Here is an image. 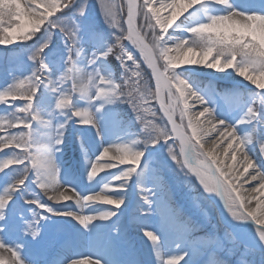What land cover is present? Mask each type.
I'll return each mask as SVG.
<instances>
[{"label": "snow or ice", "instance_id": "1", "mask_svg": "<svg viewBox=\"0 0 264 264\" xmlns=\"http://www.w3.org/2000/svg\"><path fill=\"white\" fill-rule=\"evenodd\" d=\"M92 3L98 4L103 22L114 30L111 44L92 30L87 41L80 36L78 21L86 15L90 0H0V45L32 42L33 48L28 57L33 63L31 72L0 90V105L8 114L0 117V151L13 150L11 155L5 152V157L0 159V172L5 173L10 181L0 191V264H37L35 254L26 261L22 252L31 241L39 239L41 222L52 216L68 217L85 231L94 222H108L117 216L125 202L123 195L119 194L127 191L126 186L137 174L144 156V151L137 147L141 143L144 148L167 145L169 158L176 164L183 159V166L196 177L203 191L220 198L231 221L254 225L258 242L264 247V172L255 167L246 152L245 141L234 131L235 126L218 119L203 96L176 75L181 65L215 72L231 70L255 85L261 90L259 92H264V15L235 11L229 0H143L142 3L123 0L120 5L92 0ZM198 5L216 6L225 11L206 16L202 23L186 26L182 30L188 38L172 42L169 30ZM140 18H143V25L139 24ZM144 27L151 32L150 43L145 42ZM54 36L59 37L64 51L62 69L57 65L55 72L48 64V55L55 52ZM126 40L137 48L139 57L151 69L154 94L146 85L142 86L141 65L124 43ZM111 59L118 61L122 70L116 80L108 68ZM69 82L71 87L67 86ZM41 90L48 93L47 99L51 100L46 119L41 117L36 104L38 99H45L40 95ZM165 91L166 100L162 95ZM76 93L78 97L74 95ZM213 93L214 89H206L207 95ZM153 95L167 117V124L163 127L148 119L156 116V112L147 107ZM18 100L23 103H15ZM77 101L84 107H76ZM116 103L127 104L132 110L140 125L137 135L142 139L101 146L94 159L81 144L83 170L88 183L96 181L98 173L105 169H118L101 177L99 191L81 195L71 185L59 180L60 169L54 162V154L64 145V130L70 120L95 129L99 137L96 113ZM176 111L180 114L179 125L173 119ZM258 115L257 108L250 105L239 123L257 121L264 127V121H258ZM33 122L47 130L39 148H34L37 133ZM17 128L18 132L11 131ZM176 140L179 141V153ZM259 150L264 157V144L259 145ZM8 169L11 173L6 171ZM245 184L249 187L245 188ZM30 186L35 187L38 195H31ZM141 191L143 204L147 206L141 214L146 215L151 212V199L143 196ZM26 193L29 198H25ZM18 197L28 206V218L17 212ZM44 197L52 203L45 202ZM68 201L75 205V210L67 207ZM60 204L64 208L54 206ZM93 205H100L104 210L85 214L84 209ZM191 227L195 229L196 226ZM114 232L119 235L115 228ZM9 233H17L18 240L7 242L3 237ZM144 236L152 242L154 264H181L189 255L185 252L163 259L159 251L161 237L152 231H145ZM209 239L216 244L218 251H224L223 238ZM229 243L234 244L235 237ZM232 251L228 249V254ZM51 264H101V261L61 254ZM128 264L144 262L134 260ZM191 264H199V261L193 259ZM214 264H228V261L215 259Z\"/></svg>", "mask_w": 264, "mask_h": 264}, {"label": "rangeland", "instance_id": "2", "mask_svg": "<svg viewBox=\"0 0 264 264\" xmlns=\"http://www.w3.org/2000/svg\"><path fill=\"white\" fill-rule=\"evenodd\" d=\"M108 3L114 2L117 5H120L123 0H106ZM137 2L142 3L143 0H137ZM221 12L217 10L215 7L214 9H206V7L202 6L201 9L195 10L192 12L191 16H184L177 24V27L174 28L172 31H170V35L175 37L176 39L184 40L188 38V34L184 32L182 29L186 26H194L198 23H202L203 18L202 15H217ZM126 14V7L124 10V17ZM56 15H59V13H56ZM54 18V17H50ZM195 20V21H194ZM81 32L80 36L83 38L84 41H87L89 39L90 30L94 31L95 33L101 35L105 41H107L108 44L112 43L111 39V33L114 31L113 29L108 28V26L103 22V17L99 15V8L98 4L95 6L94 3H92V0H90V4L88 7V11L86 15L79 19L78 21ZM139 24L143 25L144 21L143 18H140ZM125 27V25H124ZM127 27H125L126 30ZM143 31L146 36V43L151 42V32L147 27L143 28ZM158 31V29H157ZM54 44L53 48H55V52L48 55V64L49 67L53 68V71H56V66L58 65L62 69V62H63V45L59 42V37L54 36L53 37ZM174 42V41H173ZM124 43L127 45L128 49L131 50L135 56L137 57L138 63L141 65L140 71H141V84L142 86H147L150 91L154 94V87L155 81L153 82V78L151 76V71L148 68V66L144 63L143 59L139 57V54L135 51V47L128 43V41H124ZM86 49L91 50L88 48L87 45ZM32 48V42H28L26 44H21V42H13L10 45H0V90L5 89L9 84L11 83H17L20 79H23L24 76L28 75L32 68L33 63L29 61L28 57L31 54ZM130 63V62H129ZM161 64L163 61L161 60ZM108 68L110 69V73L114 80L118 79L121 75V68L119 65V62L115 59H111L108 63ZM104 74V73H102ZM181 75L185 80H189L191 84L200 89V90H206L209 87L214 89L221 90L223 94H230L235 96L238 100L242 101L246 109L250 105H254L257 108L258 105V121H264L262 117H264V92H261L260 95H256V97L253 96L254 90L248 89L244 87H233L229 83L219 82L211 84L209 82V79L205 76H202L200 74H190L189 72H179L176 70V75ZM206 80V81H203ZM204 82L203 84H198L197 82ZM214 85V86H213ZM68 87H71V83L69 82ZM213 86V87H212ZM173 92H175V89H173ZM46 99L43 101L37 100L36 104L38 107V110L48 111L50 110L51 103L48 97V93L41 90V94ZM78 97V93L74 94ZM164 99H167V92H164ZM17 104H22V101H15ZM82 103V102H80ZM79 104L78 101L76 102V105ZM84 105V104H83ZM79 108H81L80 105H78ZM3 105H0V117H5L8 114L5 113V109L3 108ZM147 107L151 108L153 111L156 112V116L148 117V119L153 120L154 123H156L158 126L163 127L165 124H167V121L163 117V111L160 110L159 102L156 100L155 96H152V99L149 101ZM103 112L109 114L112 116L111 125L114 129L115 133L117 134V139L114 141L119 142H129L132 139H142L141 136L137 135V133L140 132V125L136 122L135 116L132 112V110L128 107L127 104H121L116 103L113 105H107L104 107ZM173 119L176 121V123L180 124V114L179 111H176L173 113ZM187 124V118L184 120V125ZM249 128H254V126H260L261 124L257 121H252L249 124H246ZM38 126L37 122H33V128L36 129ZM170 128V125H169ZM264 129V128H263ZM263 129H260V132L253 131L255 142L247 144V149H255L257 155H252V160L254 161L256 168L260 171L264 172V158L260 154V150L257 144V135L261 133ZM13 132H18L19 129H11ZM27 131V130H25ZM79 129L76 127V122L74 120H70L68 124L65 127L64 130V144L70 143L73 140V137L75 134H78ZM2 134V132H0ZM69 139H71L69 141ZM169 143H172V141H169ZM176 151L179 153V141L176 140ZM261 144H264V142H261ZM138 148L142 149L144 151L145 160L140 163V166L137 170V174H135L131 180L129 181L127 187V191L130 190L131 196L128 198L129 204L125 208L119 209V213L117 216L114 217V219L111 220V222H107L108 226L103 231L109 233L110 235L115 234L114 230H112V225H119L124 228H128L130 226H133V223L136 219H139L141 214L137 213L135 210L133 211V206H135L138 201L141 199V190L145 189L146 191H151L150 186L148 184L144 185V180H142L141 174H143L145 171L148 173L149 177L151 176L153 179H156V183L158 186V191L156 193L157 199H161L162 204L164 205L166 210H169V218L173 223L179 227H182L184 230V233L182 235L184 239V245L188 247L189 245L192 246L193 251L196 252L197 250H202L200 246H198V242L204 241L205 243H209L210 246L207 249L206 252H204V259L202 261V264H205V261H208L209 264H214L215 259H225L228 261V264H240L241 261H243V264H264V249L261 250H251V249H245L243 248L237 241L235 243H229V240H231V236L229 235L228 230L226 229L225 225H244L247 230L254 229L253 224L251 222H241V223H234L230 220L228 217V220H224L222 218V223H219L218 217L215 212V207H217L216 203L213 202V197L209 195L208 193H205L203 191V188L198 185L196 182L195 176L192 175L188 171L187 167L183 166V159H181L180 164H176L173 162L167 152V145L164 144H157L155 147H148L144 148L143 143L137 146ZM12 149H4L0 151V159H3L5 157V152H7L9 155H11ZM18 151V150H17ZM112 170V169H111ZM7 172L11 173V169L6 170ZM110 171V170H109ZM107 171L98 173V177L96 181L93 182L94 188L99 184L100 185V179L101 177H104L107 175ZM117 171V170H112ZM140 175V177H139ZM73 177V176H69ZM137 184L135 185V181H137ZM142 180V181H141ZM141 181V184H140ZM151 182V181H150ZM10 183L5 173L0 172V191L3 190L6 185ZM152 183V182H151ZM134 186V188H132ZM39 191V190H37ZM29 192L31 195H38V193L35 190L34 186H30ZM126 193H121L119 195H123L125 198ZM42 195V194H41ZM144 195V194H143ZM25 198H29L28 194H25ZM45 202H48L46 200V197H44ZM18 206H17V212L22 213L25 218H28V206L23 204V200H20L19 197L17 198ZM91 211L95 210H104L102 209V206L99 208H90ZM90 212V211H89ZM223 217V216H222ZM65 218L52 216L48 218L47 220L41 222L40 228H41V234L37 241H31L23 250L22 256L27 261L32 258V255L35 254V259L37 261V264H40V259H37V246L39 240L43 237H48V229H51L53 227H58L64 223ZM19 223V221H17ZM116 225V226H117ZM192 225H195V229L191 227ZM122 228L123 230H125ZM134 228V227H133ZM14 236L9 240L8 242L11 243L13 241L18 240V234L13 233ZM129 234V233H128ZM6 235V234H5ZM130 236L135 239V233L130 232ZM219 236L224 239L225 241V248L224 251H218L216 244L210 240V237ZM122 240V241H121ZM114 241V239H113ZM116 248L121 251V257L126 255V252H128L130 249H134V252L136 250H140L139 247L133 248H127L126 244L123 242V238H120V242L115 241ZM232 249V254H228V249ZM136 254L134 256H131V261H134L136 258ZM58 257V256H57ZM75 257V256H73ZM196 258V257H195ZM205 260V261H204Z\"/></svg>", "mask_w": 264, "mask_h": 264}, {"label": "bare ground", "instance_id": "3", "mask_svg": "<svg viewBox=\"0 0 264 264\" xmlns=\"http://www.w3.org/2000/svg\"><path fill=\"white\" fill-rule=\"evenodd\" d=\"M229 3L232 5L233 10L239 11L243 14L264 15V0H229ZM201 7H202L201 5L194 7L184 16L187 15L191 16L192 12L201 9ZM204 7H206V9H214L216 6H210V7L204 6ZM216 8L218 11L221 12L220 14H222L225 11L223 8L220 7H216ZM184 16H182L176 22L174 28L177 27L178 22ZM206 16L208 15L206 14L202 15L203 21H205ZM172 30L170 29L169 31ZM170 36L172 42L180 41V39H176L172 35ZM136 51L139 53L137 49ZM177 70L179 72H189L190 74H200L202 76L207 77L210 83L224 82L231 84L233 87L241 86L244 88L253 89L254 97H256V95H260L261 93L259 92L261 90L257 89L255 85L251 84L249 81H244L242 77L236 76L235 73L232 72L231 70H228L226 72H215L214 70L202 68V67H196V66L188 67V65H181V67ZM178 76L179 78L185 80L183 77H181V75L178 74ZM185 81L189 84V86L192 88L193 91L203 96L207 106L213 110L214 115H216L218 119H223L226 123L235 126L234 131L236 135L242 141H245V149H247L246 147L247 144L249 143L252 144L255 142L253 128L247 129V127H244L247 123H239L241 120L245 118V114H246V112H244L243 109L238 110V108L241 105L237 106V104H234L233 106H230L231 104H229V102L214 100L212 99L211 95L206 94V90L203 91L194 87L188 79ZM162 95L164 97V93ZM230 97H232V95ZM49 103H51V100ZM78 103L79 104H77L76 107L79 108L78 105H80L81 108L84 107L83 103H80L79 101ZM230 103L233 102L230 101ZM103 109L101 112L96 113V120L98 122V128L100 132L99 137L97 136V132L95 129L91 127L80 126L74 120L76 122V127H78L79 131L81 132L75 134L73 140L70 143H65L62 146L61 151L55 153L53 157L54 162L58 165L60 169L59 180L65 185H71L81 195H86L89 192L99 191V188L102 187V185L100 186L98 184L94 188L93 182L88 183L86 181L83 170V160L81 156L80 145L82 144L85 150L88 152L89 157L94 159L95 155H97L98 152L100 151L101 146H108L109 144L115 142L114 141L115 139H117V134L115 133L111 125L112 116L103 112ZM46 112L47 111L46 110L44 111V109L41 111V117L44 119L47 118ZM262 119H264V117H262ZM263 128L264 127L260 126L258 131L260 132V129ZM34 130L37 133L36 135L37 144L34 145V148H39L44 141V134L47 130L43 127V125L40 124H38V126ZM77 137H79V142H77ZM70 140L71 139H69V141ZM256 140H257V144L259 145L261 144V142H264V129L261 131V133L258 134ZM116 142L120 143L119 141ZM124 142L126 143V141ZM246 152L251 159L253 154L257 155L254 148L253 149L250 148L249 150H246ZM109 155H112V153L110 152ZM144 160L145 157L142 158L141 162H143ZM193 163H195V161H193ZM119 167H127V166L120 165ZM107 170L112 171L118 169H112V170L105 169V171ZM249 171H251V169H249ZM69 176H73V177H69ZM140 178L144 180L145 186L148 184V186L152 187L151 191L150 190L146 191L145 189H143V194H144L143 196H147L151 199L150 213L146 215L141 214V210L147 207L143 204V199L141 197L140 201H138V203L135 206H133L134 207L133 211L135 210L137 213L141 214L139 219H136L134 221L133 226H130L129 229L119 226L117 224H116L117 226L116 225L111 226L112 230H114V228L117 229L119 235H117L115 232H114L115 234L110 235L109 233L103 231L108 226L107 222H99V221L94 222L92 225L89 226V230L85 231L78 224H76L75 221H72L68 217H63L65 218L64 223H62V225L58 227H53L51 229H48V234H47L48 237L47 236L43 237V239L41 238L38 242V246L36 249L38 255L36 257L37 259H40L41 261L40 264H51V262L55 258H57L58 255L61 254L68 257H72V256L92 257L94 259L101 261V264H127L121 257V251H119L115 246V241L120 242V238H123V242L128 244L129 247L132 245L135 246V244L140 245L141 255L137 258V260H142L144 264H154L155 253H152V249H151L152 242L149 241L146 236H144L145 231H152L154 234H157L158 236L161 237L159 251L161 252V257L163 259H169L171 258L170 256L180 255L185 252H188L189 255L185 256V259L181 261V264H191L193 259L198 260L199 264H202V261L204 259L203 254L204 252L207 251L210 244L205 243L204 241L202 242L199 241L198 246H200L202 250L199 249L197 250L196 248V252L193 251V249L195 248H193L192 246L189 245L188 247H186L184 245V239L182 237L184 233L183 228L175 225L173 221L169 219V215H170L169 210L165 209L161 199L155 198L156 193L158 191L156 179H153L151 176L149 177L146 171L143 174H141ZM137 182L138 180L135 181V185L137 184ZM196 182L198 183V185H200L197 179ZM244 187L247 188L249 187V185L245 184ZM132 188H134V186H132ZM125 193H126L125 194L126 196L124 198L125 202L121 208H125L127 204L130 203L128 198L131 196V193L133 192H130L129 190L126 191ZM209 195H211V197H213V201L221 207V210L223 211V218L224 220L227 221L228 216L223 209V203L222 201H220V198L215 196L214 193ZM66 203H69V205L67 206L69 209L75 210V205L74 204L72 205L71 201H68ZM54 206L58 208H64L62 204L54 205ZM93 207L99 208L100 205H93L90 208ZM90 208L84 209L85 214H95L98 211L95 210L92 212ZM114 217L112 219H114ZM108 222H111V220ZM122 228H124L125 230H123ZM130 232L135 233L136 236L135 239L130 237L129 235ZM13 236H14L13 233H9L6 234L3 238L8 242L9 238L11 239Z\"/></svg>", "mask_w": 264, "mask_h": 264}, {"label": "water", "instance_id": "4", "mask_svg": "<svg viewBox=\"0 0 264 264\" xmlns=\"http://www.w3.org/2000/svg\"><path fill=\"white\" fill-rule=\"evenodd\" d=\"M154 89H155V86H154ZM220 215L219 211H218V216ZM220 217V216H219Z\"/></svg>", "mask_w": 264, "mask_h": 264}]
</instances>
